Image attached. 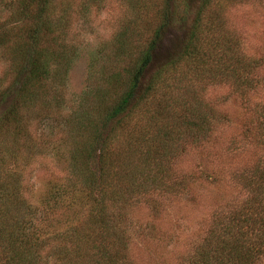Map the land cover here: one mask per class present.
<instances>
[{
	"label": "trees",
	"instance_id": "1",
	"mask_svg": "<svg viewBox=\"0 0 264 264\" xmlns=\"http://www.w3.org/2000/svg\"><path fill=\"white\" fill-rule=\"evenodd\" d=\"M192 1L161 0L155 27L116 32L69 105L71 2L0 0V57L10 78L0 80V264H140L134 211L193 186L175 156L228 120V95L207 94L224 86L240 100L259 155L235 172L244 196L212 208L183 262L264 264V52L243 44L213 0H200L181 47L157 62L166 28ZM60 148L64 175L34 199L20 167Z\"/></svg>",
	"mask_w": 264,
	"mask_h": 264
},
{
	"label": "rangeland",
	"instance_id": "2",
	"mask_svg": "<svg viewBox=\"0 0 264 264\" xmlns=\"http://www.w3.org/2000/svg\"><path fill=\"white\" fill-rule=\"evenodd\" d=\"M68 1L72 9L69 12L70 32L67 39L77 48L66 82L70 105L86 91L91 81L92 64L108 52L113 35L119 30L145 31V28L155 27V11L161 0ZM199 1L193 0L191 12L166 28L157 51V62L181 47ZM213 1V8H217L215 11L229 29L241 37L243 44L264 52V0H241L232 5L229 2L224 8H219L223 0ZM83 4L89 6L86 16L82 12ZM144 6L147 10L143 9ZM1 15L4 16L3 12ZM101 47L106 50L102 51V56L98 51ZM6 71L7 62L0 57L2 86L10 81ZM210 91H207L209 96L228 95L224 105H221L228 120L220 124L205 142H184L175 156L178 168L187 170L190 174L187 178L194 182L193 186L178 195L159 196L135 209L138 220L133 219L132 242L140 264H184L183 257L193 251L192 246L205 230L212 208L244 196L245 191L238 183L235 172L253 163L259 155V147L246 139L244 130L247 122L240 100L228 94L225 86L216 90L211 88ZM35 132L40 131L34 129ZM57 132L54 128L55 135ZM239 140L245 142L243 146H237ZM61 153V148L57 154L46 150L20 167L34 199H39L45 192L49 180L56 175H64ZM179 175L183 177V174Z\"/></svg>",
	"mask_w": 264,
	"mask_h": 264
}]
</instances>
